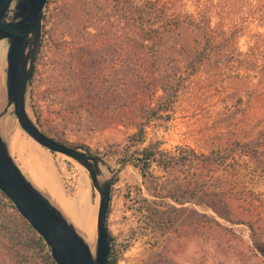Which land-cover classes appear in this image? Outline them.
Instances as JSON below:
<instances>
[{
    "label": "rangeland",
    "instance_id": "1",
    "mask_svg": "<svg viewBox=\"0 0 264 264\" xmlns=\"http://www.w3.org/2000/svg\"><path fill=\"white\" fill-rule=\"evenodd\" d=\"M216 2L214 28L231 31V19L243 18L249 32L232 46L231 41L217 43L201 62L196 55L205 39L186 25L165 33L161 47L144 41L135 21L137 0H49L45 8L28 112L50 137L71 147H86L99 157L103 180L118 173L107 223L118 264H264V166L260 172L244 163L249 169L246 178L233 185L223 168L210 174L213 186L224 185L218 199L228 205V218L191 204L189 208L208 216L207 222L191 225L189 214H184L161 233L149 229L151 222L139 210L144 198L162 200L139 168L122 161L139 124L146 129L141 147L156 143L164 150L190 147L206 155L264 136V51L253 49L248 35L264 34V28L251 18L258 16L254 11L244 13L249 9L246 0ZM8 48L0 46L5 98ZM167 96H174L172 106L166 104ZM10 118L21 138L18 148L11 144L12 157L31 183L68 220L53 193L75 206L96 207L98 216L100 196L88 171L82 187L79 163L42 147L15 115ZM152 172L159 183L183 177L179 171L167 174L155 166ZM89 243L95 253L97 224L95 240ZM49 249L15 246L0 231V264H50Z\"/></svg>",
    "mask_w": 264,
    "mask_h": 264
},
{
    "label": "trees",
    "instance_id": "2",
    "mask_svg": "<svg viewBox=\"0 0 264 264\" xmlns=\"http://www.w3.org/2000/svg\"><path fill=\"white\" fill-rule=\"evenodd\" d=\"M245 3L249 9L244 13L247 15L254 11L259 18L258 16L251 18L258 20L264 28V0H246ZM217 4L216 0H137L139 14L135 21L140 28L143 40L153 42L154 47L157 48L162 46L165 33L173 29L186 25L196 30L205 39L204 48L196 55V58H199L201 62L210 51L216 48L217 43L231 41L232 46L238 36L249 32L247 20L243 18L231 19V31L223 26L214 28L212 20L219 15ZM259 12L262 14L259 15ZM248 35L252 40L253 49L257 48L258 53L263 52L264 47H261L260 41L264 43V34L251 31ZM255 46L257 47L255 48ZM165 102L168 107L172 106L175 102L174 96H167ZM145 130L144 124L137 126V132L129 137V143L124 149L122 161L123 165L131 163L139 168L142 176L153 184L154 194L162 200L160 203L144 198L140 206L139 212L148 222H151L149 229L154 232L165 233L173 228L184 214H189V224L191 225L207 222L208 216L189 208L191 204L209 207L219 215L228 218L230 213L228 205L223 199H218V195L224 191V185H214V187L211 184L213 179L211 175L217 168H223L227 175H231V185L240 183L246 178L249 169L245 167L244 163H252L260 172H263V135L257 140L247 143L235 142L231 149H226L223 152L212 151L206 155L198 153L190 147L164 150L157 143L141 147L146 141ZM153 166L167 174L179 171L183 177L159 183L158 177L152 172ZM230 168L231 171H229ZM116 182L117 179L114 180V183ZM224 182L222 184H225ZM0 195L2 196L0 199V231L15 246L44 251L48 245L1 191ZM3 199L8 202L12 211H8ZM165 199L180 204L182 207L173 203H164L163 200ZM156 216L158 218H155ZM110 239L111 256L109 264H118L119 255L114 250L111 235ZM49 258L50 264H56L52 256Z\"/></svg>",
    "mask_w": 264,
    "mask_h": 264
},
{
    "label": "water",
    "instance_id": "3",
    "mask_svg": "<svg viewBox=\"0 0 264 264\" xmlns=\"http://www.w3.org/2000/svg\"><path fill=\"white\" fill-rule=\"evenodd\" d=\"M49 0H0V41L9 44L7 53V104L0 118L13 108L21 128L39 145L76 161L89 173L100 196L95 253L65 214L23 174L0 133V191L49 246L56 264H109L111 239L108 217L115 173L103 180L101 159L71 147L43 132L28 112L27 99L41 50L43 20Z\"/></svg>",
    "mask_w": 264,
    "mask_h": 264
},
{
    "label": "bare ground",
    "instance_id": "4",
    "mask_svg": "<svg viewBox=\"0 0 264 264\" xmlns=\"http://www.w3.org/2000/svg\"><path fill=\"white\" fill-rule=\"evenodd\" d=\"M8 42L6 40L0 41V46H3L6 49V45ZM9 45V44H8ZM6 53V52H5ZM8 68V65H7ZM7 68L5 72L7 71ZM7 89V86H6ZM3 103V106L0 107V112L5 108L7 104V94L5 98V92H4V85H3V75L1 73V66H0V105ZM13 108L10 107L8 110V113L4 115L2 118H0V133L3 137V139L7 142V145L9 147L10 153L11 152V144H13L16 148L20 146L21 138L17 132H15V126L12 125L13 121L10 118L11 112ZM13 140V141H12ZM79 165L80 169V186L85 187L86 186V180H85V174L87 170ZM58 201V204L60 207L67 210L68 215L70 218H72L75 222V224L84 232L86 236L83 235L84 240L87 242V244L90 246L92 252L94 253L93 246L89 243V241L92 243L95 240L96 237V224H97V216H96V207L90 208L88 205L83 204L79 206H75L74 204L69 203L67 200L63 199L61 196L53 193ZM98 202V201H97ZM96 205H98L96 203ZM66 214V213H65ZM68 217V218H69ZM69 218V220H71ZM74 224V225H75ZM76 227V226H75ZM78 232L80 231L78 228H76ZM89 240H87L86 239Z\"/></svg>",
    "mask_w": 264,
    "mask_h": 264
}]
</instances>
